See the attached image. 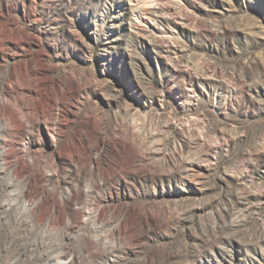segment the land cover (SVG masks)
<instances>
[{
    "label": "rangeland",
    "instance_id": "374dc122",
    "mask_svg": "<svg viewBox=\"0 0 264 264\" xmlns=\"http://www.w3.org/2000/svg\"><path fill=\"white\" fill-rule=\"evenodd\" d=\"M59 263L264 264V0H0V264Z\"/></svg>",
    "mask_w": 264,
    "mask_h": 264
},
{
    "label": "bare ground",
    "instance_id": "6f19581e",
    "mask_svg": "<svg viewBox=\"0 0 264 264\" xmlns=\"http://www.w3.org/2000/svg\"><path fill=\"white\" fill-rule=\"evenodd\" d=\"M6 156V155H5ZM9 158V157H8ZM16 158V157H15ZM21 164H23V163H21ZM23 167V166H22ZM22 167H20V168H22ZM26 168V167H25ZM60 264V263H59ZM65 264V263H64Z\"/></svg>",
    "mask_w": 264,
    "mask_h": 264
}]
</instances>
